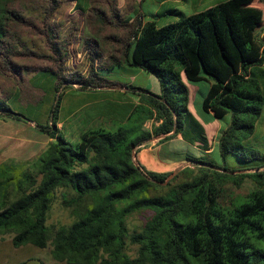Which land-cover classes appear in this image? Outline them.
<instances>
[{"label": "trees", "instance_id": "16d2710c", "mask_svg": "<svg viewBox=\"0 0 264 264\" xmlns=\"http://www.w3.org/2000/svg\"><path fill=\"white\" fill-rule=\"evenodd\" d=\"M45 1L51 8L40 0H0L3 76H10L9 67L25 68L17 59L38 56L35 32L45 33L60 69L66 61L68 51L50 23L61 1ZM254 2L227 0L191 16L172 10L181 19L163 27L137 19L121 56L107 65L125 63L153 75L161 93L126 86L139 104L117 130L89 129L80 142L69 141L59 127L63 95H55L47 123H36L52 139L48 148L30 166H0V239L11 235L15 248L51 245L53 258L66 264H264V155L246 144L264 109V43L257 34L264 13ZM41 71L60 79L58 93L66 79ZM103 81L93 76L75 84L90 90L105 87ZM203 82L211 86L202 112L225 125L218 138L222 162L188 157L190 166L170 182L173 173L146 171L136 161L139 149L185 131L188 84ZM0 118L23 120L1 97ZM230 157L240 169L230 166ZM247 180L255 189L227 204L228 186L241 188ZM59 191L76 219L56 228L48 220ZM136 213L148 216L131 233L128 221ZM129 244L138 246L134 258Z\"/></svg>", "mask_w": 264, "mask_h": 264}, {"label": "rangeland", "instance_id": "374dc122", "mask_svg": "<svg viewBox=\"0 0 264 264\" xmlns=\"http://www.w3.org/2000/svg\"><path fill=\"white\" fill-rule=\"evenodd\" d=\"M40 1L47 8H51L45 0ZM60 1L61 7L50 17V23L58 29L60 43L68 51L62 68L60 69L59 64L54 60L56 56L48 45L45 33L39 32L40 35L35 32L33 39L37 45L38 56L33 59H17L18 63L25 66L24 69L9 67L12 70H8L10 76L0 74V97L8 103L14 113L35 121L30 123L24 119L0 118V166L11 163L30 166L48 148L52 139L39 132L36 123H47L55 95H63L61 106L63 117L60 114L59 127H63L62 134L71 142H80L81 134L90 128L103 126L117 130L119 126H124L127 121L123 123L122 119L115 121L114 127L101 121L90 122L91 116L101 109V105L85 106L84 104L88 103L92 105L90 103L93 99L84 95L85 90H76L79 83L75 84V81L90 80L95 76L109 80L103 81L105 88H108L115 85L110 81L126 84L129 82L128 79L135 75L136 81L133 83L135 87L159 90V81L153 75L133 69L125 63L108 66L107 64L111 63L110 58L121 56L122 48L138 23L137 19L142 23L154 21L158 27H163L181 19L173 14L172 10H179L186 16H191L219 2V0ZM39 16L48 18V13H41ZM28 31L31 32L30 29ZM100 66L103 67L100 69ZM44 68L59 72L61 77L66 79L60 85L58 93L55 87L60 79L51 72L41 71ZM202 85L207 86V83L204 82ZM129 97L138 96L129 91ZM70 112L76 113L64 123L65 117ZM152 126V121L146 123L148 130H151ZM252 144L264 153V137L262 142L254 141ZM214 158L217 162H222L219 153H216ZM173 177L168 181L170 182ZM255 187V183L251 180L245 181L241 188L229 185L226 203L246 197ZM61 194L62 192L59 191L49 215L48 225L51 227L70 226L76 219L72 209L67 208L63 203ZM14 198L12 193L10 200ZM147 216L148 213H136L129 218L131 233L141 230ZM51 250V245L45 249L32 245L15 248L12 236L7 235L0 239V264H16L30 258L39 259L43 264H58L54 262ZM137 251L138 246L128 245V253L133 258L137 256Z\"/></svg>", "mask_w": 264, "mask_h": 264}, {"label": "crops", "instance_id": "0c3cea01", "mask_svg": "<svg viewBox=\"0 0 264 264\" xmlns=\"http://www.w3.org/2000/svg\"><path fill=\"white\" fill-rule=\"evenodd\" d=\"M224 1L227 0H219V2L215 5ZM253 5L260 7L264 13V0H255ZM257 34L259 35L260 40L264 43V22L262 26L257 29ZM137 70L140 71V69ZM261 70H264V66L261 67ZM261 77L264 80V75L262 73ZM128 81L129 82L126 84L110 81L115 85L111 87L108 86V88L98 87L94 88L95 90L90 89L83 92L84 95L93 99V102L90 103L92 105H89L88 103L84 104L85 106H93L96 104L101 105V109L91 116L92 119L90 122L101 121L103 124L107 123L114 127L113 123L115 121L118 122L120 119H122L123 123L127 121L133 108L139 104V97H129V91L126 88L128 85H134L133 83L136 81L135 75H132ZM203 83L188 84L190 90V115L186 121L185 131L167 141H160V138L153 139L139 149L136 156V161L146 171L157 173H173V175H175L182 169L190 166L191 163L189 162L188 157L199 158L202 156H209V158H213L217 162V160L214 158V155L219 153L218 138L221 131L225 128V125L222 121L215 119L212 113L206 114L202 112L201 106L203 100L211 86L209 83H207V86H204L202 85ZM75 89L80 90L78 87ZM151 89L150 90L155 94L161 93V86L159 87V90L153 88ZM75 113L70 112L65 117V121L63 122L65 123L67 120L72 118ZM61 114L63 117V113ZM261 118L262 120L257 123L258 126L256 127L255 134L246 141L247 145L254 146L252 142L263 141L264 109ZM259 125L260 129H258ZM94 129L97 128L95 127ZM192 150H194V152H192ZM261 153L264 155L262 151ZM229 164L234 169L241 168V166L236 163L232 157L229 158ZM54 262H57L58 264H66L63 262H58L55 259ZM16 264L41 263L39 259L30 258L20 261Z\"/></svg>", "mask_w": 264, "mask_h": 264}, {"label": "water", "instance_id": "95a60500", "mask_svg": "<svg viewBox=\"0 0 264 264\" xmlns=\"http://www.w3.org/2000/svg\"><path fill=\"white\" fill-rule=\"evenodd\" d=\"M17 114V113H16ZM17 115H19L20 117H22V119H24V120H26V121H28V122H30V123H35V121H33V120H31V119H29V118H27V117H25V116H21L20 114H17ZM174 175H172L171 177H173Z\"/></svg>", "mask_w": 264, "mask_h": 264}]
</instances>
